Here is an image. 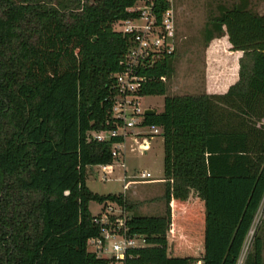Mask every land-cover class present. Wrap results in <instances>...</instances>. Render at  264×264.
Listing matches in <instances>:
<instances>
[{
    "label": "trees",
    "instance_id": "trees-1",
    "mask_svg": "<svg viewBox=\"0 0 264 264\" xmlns=\"http://www.w3.org/2000/svg\"><path fill=\"white\" fill-rule=\"evenodd\" d=\"M136 0H0V264H109L87 249L100 228L90 201L132 209L123 193L98 194L87 167L112 161L107 130L114 74L130 35L115 25ZM159 17L167 8L159 0ZM248 0L217 5L205 46L227 35L241 51L223 94L166 95L174 53L141 69V96L163 95L145 115L161 128L165 212L127 216L146 264H237L264 196V13ZM256 234L245 264H262Z\"/></svg>",
    "mask_w": 264,
    "mask_h": 264
},
{
    "label": "built area",
    "instance_id": "built-area-1",
    "mask_svg": "<svg viewBox=\"0 0 264 264\" xmlns=\"http://www.w3.org/2000/svg\"><path fill=\"white\" fill-rule=\"evenodd\" d=\"M159 0H136L127 9L134 16L118 23L121 32L130 35L131 44L120 61L121 70L114 74L116 94L113 98L111 116L107 124L109 129L91 132L90 138L98 141L120 138L112 145V161L96 167L100 179L107 181L114 173L115 162L124 161L123 144L133 137L142 152L148 149L149 140L161 135V128L156 125H145V109L142 108L139 94L148 77L141 74V69L152 67L175 50V13L174 0H165L167 8L158 17L156 8ZM162 81L166 77L161 76ZM147 128L148 131H143ZM121 167L125 169L124 162ZM133 177V176H132ZM147 179L151 174L145 170L138 176ZM103 211L94 216V223L100 228L97 236L87 239V249L97 258H106L109 264H146L133 261L130 250L145 247L143 236L132 235L126 225L125 209L112 201L103 203ZM202 264V263H198Z\"/></svg>",
    "mask_w": 264,
    "mask_h": 264
},
{
    "label": "rangeland",
    "instance_id": "rangeland-1",
    "mask_svg": "<svg viewBox=\"0 0 264 264\" xmlns=\"http://www.w3.org/2000/svg\"><path fill=\"white\" fill-rule=\"evenodd\" d=\"M239 0H174L175 13V50L171 58V73L165 80L167 85L166 95L200 94L204 90V77L207 66L206 46L204 40V28L208 19L217 13V5L220 3L231 6ZM249 7L258 13H264V0H248ZM116 24L115 29L121 30ZM163 95L143 96L139 99L142 108H154L157 112L163 109ZM143 131H148L143 128ZM162 139L154 136L152 149L144 153L138 148L133 137L126 139L122 148L124 157L121 162H115L114 173L107 181L100 179V172L96 166L87 167L86 185L98 194L119 193L126 190V199L132 209H126V215L162 216L165 212L163 200V152ZM124 162V168L121 163ZM150 171L152 176L140 179L141 171ZM123 176V177H122ZM133 176V177H132ZM157 186L156 190H148L149 186ZM162 195V198H161ZM263 206V205H262ZM255 217V222L249 232L245 253L252 250V240L256 235L259 222L263 219V207ZM103 204L90 201L88 208L95 216L103 211ZM250 239V240H249ZM249 242V244H248ZM244 253V254H245ZM195 264V263H190Z\"/></svg>",
    "mask_w": 264,
    "mask_h": 264
},
{
    "label": "crops",
    "instance_id": "crops-1",
    "mask_svg": "<svg viewBox=\"0 0 264 264\" xmlns=\"http://www.w3.org/2000/svg\"><path fill=\"white\" fill-rule=\"evenodd\" d=\"M205 53L207 56V60H206L207 66H206V72H205V77H204V90L200 94H208V95L223 94L228 90L229 86H231L238 80L239 59L242 56V52L232 50L231 44L228 41L227 35H224L220 38L212 39L209 45L206 46ZM155 112L159 113L156 110ZM160 137L162 139V147L160 148V151L163 152V138L161 135ZM153 139L154 137L148 141L149 142L148 149L144 153L152 149ZM147 172L151 174L150 171L147 170ZM124 175H126V169H124L123 176ZM162 177H163V183H164V174ZM156 189H157L156 185L154 186L151 185L149 186L148 190H156ZM122 193L126 195V190L123 189ZM113 194H118V193H113ZM161 198H162V195H161ZM261 206L263 207V214H264V196L260 203L257 213L259 212ZM262 218L263 219L258 224L256 234L259 236L262 242L261 258H262V264H264V215ZM254 222H255V218H254L253 224ZM248 236H249V233L246 237L245 243L240 252L237 264H245L247 254L249 253V251L245 253V244L247 243ZM198 263H201V262H198ZM198 263H195V264H198Z\"/></svg>",
    "mask_w": 264,
    "mask_h": 264
},
{
    "label": "water",
    "instance_id": "water-1",
    "mask_svg": "<svg viewBox=\"0 0 264 264\" xmlns=\"http://www.w3.org/2000/svg\"><path fill=\"white\" fill-rule=\"evenodd\" d=\"M144 113L146 115H151V114H154L155 113V110L152 109V108H146Z\"/></svg>",
    "mask_w": 264,
    "mask_h": 264
}]
</instances>
